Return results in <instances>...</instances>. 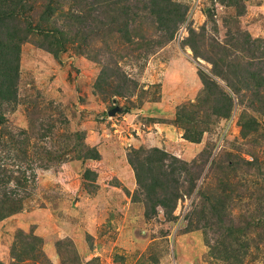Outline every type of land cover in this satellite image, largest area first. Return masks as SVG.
Masks as SVG:
<instances>
[{"label":"rangeland","instance_id":"374dc122","mask_svg":"<svg viewBox=\"0 0 264 264\" xmlns=\"http://www.w3.org/2000/svg\"><path fill=\"white\" fill-rule=\"evenodd\" d=\"M177 2L186 19L161 45L148 18L145 38L96 33L94 16L66 17L69 0H53L64 48L21 41L0 126V205L19 203L0 213V264H264V113L230 83L246 42L264 39V0ZM192 44L226 51L222 76ZM152 148L188 163L171 206L146 199L128 160Z\"/></svg>","mask_w":264,"mask_h":264},{"label":"trees","instance_id":"16d2710c","mask_svg":"<svg viewBox=\"0 0 264 264\" xmlns=\"http://www.w3.org/2000/svg\"><path fill=\"white\" fill-rule=\"evenodd\" d=\"M69 1L72 2L73 7L70 8L69 16L66 17L72 16L71 18L80 22L94 16L99 24L94 27L97 30L96 33L103 32L107 27L109 29L116 27L119 28L118 31L121 29L125 35H128L131 34L132 28L134 33H139L136 34L138 38H145L148 34L140 32L139 18H148L156 24L155 29L162 33V39L156 40L159 45L174 38L187 15L186 10L181 9L177 0ZM41 7L42 10L38 12L33 0H0V126L5 122V104L15 101L17 97L21 41L31 33L52 36L57 38L58 46L57 48L47 46V48L51 52L58 53L59 49L64 48L62 47L64 40H68L63 36V28L54 16L55 13L59 15L58 12L63 7L62 3L56 4L53 0H45ZM19 20L26 26H21ZM246 44L247 47L244 46L243 51H247L251 60L239 59L243 63L240 65L237 62L234 67L235 79L238 80L235 83L230 82L231 88L237 95L243 90L249 91V106L264 113V39L247 41ZM192 46L197 56H205L193 44ZM225 52L216 53L215 56H205L213 62L217 75H223L221 63H227ZM243 64H247L250 69L243 67ZM252 64L257 68L251 71ZM202 78L206 87L216 83L212 78L207 79L204 74ZM228 100L233 103L231 98ZM185 136L196 142L201 138L199 134L192 136L187 133ZM128 160L136 172L138 184L147 200L156 205L175 204L181 195L178 185L179 175H181L179 173L187 171V162L159 148L131 150ZM7 201H10V204ZM18 203L13 199L9 200V196H6V201L4 198L1 202L0 213L13 210Z\"/></svg>","mask_w":264,"mask_h":264},{"label":"water","instance_id":"95a60500","mask_svg":"<svg viewBox=\"0 0 264 264\" xmlns=\"http://www.w3.org/2000/svg\"><path fill=\"white\" fill-rule=\"evenodd\" d=\"M111 113H114V112H111Z\"/></svg>","mask_w":264,"mask_h":264}]
</instances>
